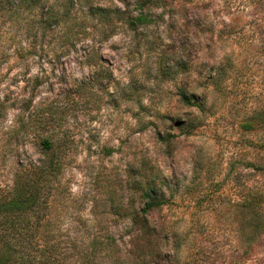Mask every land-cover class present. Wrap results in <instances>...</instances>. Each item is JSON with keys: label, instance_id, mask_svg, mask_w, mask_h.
I'll list each match as a JSON object with an SVG mask.
<instances>
[{"label": "rangeland", "instance_id": "obj_1", "mask_svg": "<svg viewBox=\"0 0 264 264\" xmlns=\"http://www.w3.org/2000/svg\"><path fill=\"white\" fill-rule=\"evenodd\" d=\"M88 5L139 11L77 0L64 21L82 35L72 46L64 26L42 30L0 0V196L46 137L61 160L48 208L58 227L118 229L142 206L135 182L153 179L167 202L146 218L178 261L264 264V230L249 238L242 206L264 191V170L249 164L264 162L251 144L264 126L240 125L264 110V0H149V22L134 28L97 23Z\"/></svg>", "mask_w": 264, "mask_h": 264}, {"label": "trees", "instance_id": "obj_2", "mask_svg": "<svg viewBox=\"0 0 264 264\" xmlns=\"http://www.w3.org/2000/svg\"><path fill=\"white\" fill-rule=\"evenodd\" d=\"M149 0H133L139 10L136 14L117 7L88 5L85 14L95 18V22L116 24L121 20L128 28L141 26L149 19L140 11ZM48 0H7L9 13L15 15L25 11L33 12V18L42 30L61 28L65 41L75 45L82 41L81 32L71 31L64 25L66 19L75 16L77 0H64L62 9L57 2ZM61 2V1H60ZM75 23H73L74 25ZM264 53V45L262 46ZM184 105L200 108L194 93L178 91ZM33 120L25 119L23 126ZM254 124L264 126V110L254 113L251 119L241 123L243 129H252ZM44 155L37 162L18 164L12 182L5 196H0V264H188L180 262L175 256L177 246L172 252L165 249V235L148 223L146 213L167 202L163 182L153 179L136 181L138 194L135 200L142 206L130 213L120 214L123 224L118 229H65L57 226L58 218L50 215V202L54 199L57 180L61 171V160L52 152V143L46 138L40 139ZM264 152V139L251 143ZM254 169L264 170L261 166L249 163ZM264 191L251 195L242 205L249 217V238L264 230ZM134 200L131 199L130 202ZM262 202V211L257 206ZM129 203V202H127ZM93 217L97 222L101 219ZM81 222V219H75ZM85 221V219H83ZM60 222V221H59ZM58 222V223H59ZM127 235L126 238L124 235Z\"/></svg>", "mask_w": 264, "mask_h": 264}]
</instances>
